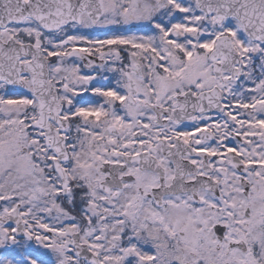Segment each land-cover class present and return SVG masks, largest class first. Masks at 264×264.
<instances>
[{
    "label": "snow or ice",
    "instance_id": "snow-or-ice-1",
    "mask_svg": "<svg viewBox=\"0 0 264 264\" xmlns=\"http://www.w3.org/2000/svg\"><path fill=\"white\" fill-rule=\"evenodd\" d=\"M0 264H264V0H0Z\"/></svg>",
    "mask_w": 264,
    "mask_h": 264
}]
</instances>
